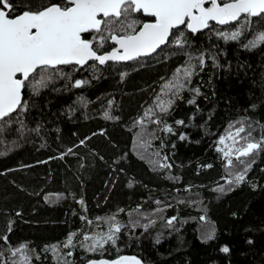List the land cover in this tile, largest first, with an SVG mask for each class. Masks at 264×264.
Returning <instances> with one entry per match:
<instances>
[{"label": "trees", "instance_id": "16d2710c", "mask_svg": "<svg viewBox=\"0 0 264 264\" xmlns=\"http://www.w3.org/2000/svg\"><path fill=\"white\" fill-rule=\"evenodd\" d=\"M14 2L19 12L28 0ZM133 18L137 29L147 20ZM261 32L264 16H243L199 34L176 30L157 54L128 65L38 69L23 89L26 106L0 121V264H24L25 255L30 264L123 255L143 264H264V147L244 163L235 151L264 144ZM176 82L183 87H165ZM227 135L235 150L221 148ZM238 174L244 180L229 184ZM110 229L115 243L90 247Z\"/></svg>", "mask_w": 264, "mask_h": 264}, {"label": "snow or ice", "instance_id": "6c2138e0", "mask_svg": "<svg viewBox=\"0 0 264 264\" xmlns=\"http://www.w3.org/2000/svg\"><path fill=\"white\" fill-rule=\"evenodd\" d=\"M136 13L153 18V22L142 23L137 29L138 22L133 18ZM242 15L264 16V0H65L64 3L53 0L48 2L28 0L19 12L14 0H0V121L26 106L22 103V89L25 88L26 82H31L37 69L45 70L69 64L83 66L90 60L97 61L100 65L107 61L136 60L155 53L162 45L171 43L170 37L176 36L173 29H179L180 25H185L195 33L202 28H208L209 21L225 25L230 21H239ZM86 33L95 35H92L91 39H86L84 38ZM239 35V32H233L230 38L235 40ZM257 39L264 42V32L259 33ZM109 40L119 47L98 54V49L103 48ZM174 42L181 48L187 43L183 39V33H180ZM252 46H255V41L252 42ZM180 71L177 69V72ZM184 75L187 77L191 73L185 69ZM85 83L87 81L76 80L75 87ZM165 87L179 89L183 85L176 82ZM165 103L170 105L171 100L161 101V111H167ZM106 118L111 117L106 114ZM166 131L171 132L172 129L168 127ZM244 131L243 127L237 128L235 135L240 136ZM230 138L236 143L235 137ZM220 142L223 143V138ZM262 147L264 144L248 142L235 150L236 160L244 163L241 157L254 156ZM228 155L226 152L225 156ZM232 165L233 161L229 159L228 166ZM243 180L244 175L238 174L234 181H229V184ZM220 191L223 192L224 189L221 188ZM171 222L170 219L168 223ZM114 231L119 232L120 227L116 226ZM211 238L209 235L208 239ZM85 239L89 237L85 236ZM115 240L116 237L110 229L106 237H101L100 241H96L90 247L106 241L115 243ZM70 245L72 235L68 237L65 247ZM23 247L16 252L22 251ZM222 251L228 253L229 248L223 247ZM16 252H13V255ZM68 255L72 253L69 252ZM23 261L24 264H30L27 255L23 257ZM90 264H141V262L136 257L121 256L111 262L100 260L91 261Z\"/></svg>", "mask_w": 264, "mask_h": 264}, {"label": "water", "instance_id": "95a60500", "mask_svg": "<svg viewBox=\"0 0 264 264\" xmlns=\"http://www.w3.org/2000/svg\"><path fill=\"white\" fill-rule=\"evenodd\" d=\"M206 6H210V5H206ZM143 16H145V17H147V18H150L151 19V21H147V22H153V18H151V17H148V16H146L145 14H143V13H141ZM243 17V15L241 16V18ZM241 18H240V20H241ZM239 20V21H240ZM239 21H230L228 24H225V25H220V24H218V23H216L215 21H209V25H212V24H214V25H217V26H221V27H225V26H229V25H234V24H237ZM145 23V22H144ZM185 27V25H180L179 26V29H173V32L174 31H176V30H180V29H182V28H184ZM207 28H202V29H200V30H198L197 32H195V33H193V32H191L189 29V31L191 32V33H193V34H199V33H203L205 30H206ZM87 34V33H86ZM171 38V37H170ZM111 44H112V48H114V47H116V48H118L119 46L117 45V44H115V42H113V41H111ZM168 45V44H167ZM167 45H162L161 46V48H159V49H157V51L155 52V53H151L150 55H147V56H142V57H139L138 59H140V58H143V59H146V58H149V57H151V56H153V55H155V54H157L159 51H161L164 47H166ZM112 50V49H111ZM110 50V51H111ZM110 51H107V52H110ZM104 53H106V52H104ZM104 53H98V54H104ZM138 59H136V60H138ZM136 60H132V61H107L105 64H103V65H100L97 61H94V60H90V61H88V63L87 64H89V63H91V62H96L99 66H105V65H107V64H109V63H115V64H120V65H128V64H130V63H132V62H134V61H136ZM87 64H85V65H83V66H86ZM59 65H57V66H55V67H49V68H57ZM79 66H81V65H79ZM38 70V69H37ZM21 98H22V102H23V89H22V93H21ZM15 113V112H14ZM13 114V113H12ZM6 118V117H5ZM123 256H127V257H134V256H130V255H123ZM121 257V256H120ZM119 258V257H118ZM115 259H117V258H115ZM115 259H112V260H110V259H106V258H101V259H95V260H91V261H100V260H106V261H109V262H111V261H113V260H115ZM138 259V258H137ZM139 260V259H138ZM91 261H89V262H87V263H85V264H90V262ZM140 261V260H139ZM141 262V264H143L142 263V261H140Z\"/></svg>", "mask_w": 264, "mask_h": 264}, {"label": "rangeland", "instance_id": "374dc122", "mask_svg": "<svg viewBox=\"0 0 264 264\" xmlns=\"http://www.w3.org/2000/svg\"><path fill=\"white\" fill-rule=\"evenodd\" d=\"M230 137H233V135H227V136H225L223 138V143L220 142L222 149H224V147H227V148H231V149L235 150L234 147L230 144L231 141H233V139L230 138Z\"/></svg>", "mask_w": 264, "mask_h": 264}, {"label": "flooded vegetation", "instance_id": "af4514ba", "mask_svg": "<svg viewBox=\"0 0 264 264\" xmlns=\"http://www.w3.org/2000/svg\"><path fill=\"white\" fill-rule=\"evenodd\" d=\"M146 18H147V17H146ZM147 21H151V19H150V18H147L146 22H147ZM185 28H187V27L185 26Z\"/></svg>", "mask_w": 264, "mask_h": 264}]
</instances>
